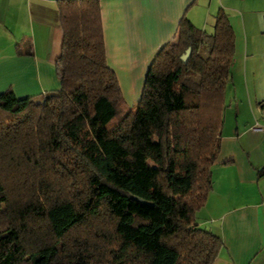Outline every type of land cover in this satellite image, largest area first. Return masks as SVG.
<instances>
[{
    "label": "trees",
    "instance_id": "1",
    "mask_svg": "<svg viewBox=\"0 0 264 264\" xmlns=\"http://www.w3.org/2000/svg\"><path fill=\"white\" fill-rule=\"evenodd\" d=\"M56 3L57 91L0 93V264H212L221 240L195 214L212 191L234 63L227 14L209 33L180 19L126 108L100 1Z\"/></svg>",
    "mask_w": 264,
    "mask_h": 264
},
{
    "label": "crops",
    "instance_id": "2",
    "mask_svg": "<svg viewBox=\"0 0 264 264\" xmlns=\"http://www.w3.org/2000/svg\"><path fill=\"white\" fill-rule=\"evenodd\" d=\"M56 1L0 0V93L10 90L19 100L57 91L53 66L62 29ZM99 1L105 62L132 102L180 19L209 33L214 15L227 14L234 63L223 92L212 191L195 226L221 240L212 264H264V0Z\"/></svg>",
    "mask_w": 264,
    "mask_h": 264
},
{
    "label": "rangeland",
    "instance_id": "3",
    "mask_svg": "<svg viewBox=\"0 0 264 264\" xmlns=\"http://www.w3.org/2000/svg\"><path fill=\"white\" fill-rule=\"evenodd\" d=\"M119 90H120V89H119ZM121 90H123V91L126 93L125 88L122 87ZM121 92H122V91H121ZM122 95H123V93H122ZM135 95H137V94H135ZM121 97H122L123 103H125L126 108L135 107L136 102L138 101V97L136 98V96H134V98H136V100L133 99V100H135V101H133V102H132L131 99L128 98L127 95H125V96H121ZM41 98H42L41 96H40L39 98H35V101H40ZM130 102H131V103H130Z\"/></svg>",
    "mask_w": 264,
    "mask_h": 264
},
{
    "label": "water",
    "instance_id": "4",
    "mask_svg": "<svg viewBox=\"0 0 264 264\" xmlns=\"http://www.w3.org/2000/svg\"><path fill=\"white\" fill-rule=\"evenodd\" d=\"M190 52H191V50L190 49H187L186 52H185V54L183 56L182 55L180 56V58H179L180 62H182L183 64H185L188 56L190 55ZM134 200H136V199L134 198ZM136 202L137 203H142L144 205H147L145 202H143L141 200H136Z\"/></svg>",
    "mask_w": 264,
    "mask_h": 264
},
{
    "label": "built area",
    "instance_id": "5",
    "mask_svg": "<svg viewBox=\"0 0 264 264\" xmlns=\"http://www.w3.org/2000/svg\"><path fill=\"white\" fill-rule=\"evenodd\" d=\"M252 130H260L262 132L261 128H253Z\"/></svg>",
    "mask_w": 264,
    "mask_h": 264
}]
</instances>
